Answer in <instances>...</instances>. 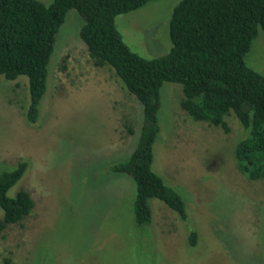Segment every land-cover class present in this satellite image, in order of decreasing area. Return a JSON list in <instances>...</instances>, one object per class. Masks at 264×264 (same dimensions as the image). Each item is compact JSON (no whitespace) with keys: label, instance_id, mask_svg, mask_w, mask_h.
Returning <instances> with one entry per match:
<instances>
[{"label":"rangeland","instance_id":"1","mask_svg":"<svg viewBox=\"0 0 264 264\" xmlns=\"http://www.w3.org/2000/svg\"><path fill=\"white\" fill-rule=\"evenodd\" d=\"M179 1L154 0L117 16L125 44L146 59L165 54ZM82 24L75 10L66 13L36 125L24 117L26 79L0 76V169L28 162L8 195L23 189L34 204L28 217L0 231V264H262L264 180L247 179L233 157L247 131L232 113L224 117L228 132L193 121L174 82L160 90L152 169L180 194L187 218L150 199L151 222L134 223V182L110 169L135 147L142 106L111 69L93 65ZM245 62L264 75L261 30Z\"/></svg>","mask_w":264,"mask_h":264},{"label":"trees","instance_id":"2","mask_svg":"<svg viewBox=\"0 0 264 264\" xmlns=\"http://www.w3.org/2000/svg\"><path fill=\"white\" fill-rule=\"evenodd\" d=\"M151 1L51 0L44 5L37 0H0V76L5 81L26 79L24 117L29 125L40 117L56 35L69 10L83 19L79 37L93 65L111 69L141 104L138 141L127 158L110 169L134 182L132 210L139 227L151 222L150 199L161 201L183 221L187 218L180 194L152 169L165 82L181 86L179 106L195 122L228 132L224 117L232 113L247 131L233 151L237 168L251 181L264 180V75L245 62L258 31L264 34V0H180L168 24L169 50L146 59L125 44L115 18ZM27 169L25 159L0 169V231L33 211L25 190L8 195ZM189 234L194 245V233Z\"/></svg>","mask_w":264,"mask_h":264}]
</instances>
